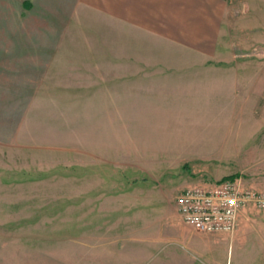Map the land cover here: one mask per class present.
Listing matches in <instances>:
<instances>
[{
  "label": "rangeland",
  "instance_id": "rangeland-1",
  "mask_svg": "<svg viewBox=\"0 0 264 264\" xmlns=\"http://www.w3.org/2000/svg\"><path fill=\"white\" fill-rule=\"evenodd\" d=\"M29 5L3 0L5 27L27 23ZM226 13L210 48L83 23L79 47L50 48L55 88L37 95L9 88L18 62L5 56L0 264H155L158 253L123 236L156 230L140 212L154 217L184 187L229 175L264 193V0H227ZM262 226L264 208L244 207L221 264H264V251L251 256Z\"/></svg>",
  "mask_w": 264,
  "mask_h": 264
},
{
  "label": "crops",
  "instance_id": "crops-1",
  "mask_svg": "<svg viewBox=\"0 0 264 264\" xmlns=\"http://www.w3.org/2000/svg\"><path fill=\"white\" fill-rule=\"evenodd\" d=\"M53 1L45 0L42 4L39 0H28L33 5L25 6L20 12L29 14L27 23L15 22L5 27L3 0H0V81L2 85L5 56L17 57L18 66L13 70L15 75L10 76L13 85L9 88L19 94L37 95L48 92V87L55 88L51 84L55 78L52 67L47 65L53 61L50 48L79 47V29L83 23H106L109 28L123 24L128 29L150 31L163 40L184 46L210 48L227 16V0H55L56 6L52 8L49 4ZM19 30H26L27 37L4 33ZM69 30L76 32L74 37L68 38L71 36L68 33L59 38L53 36V32ZM63 53L58 56L56 52L59 63L68 61ZM175 197L174 203L167 197V204L169 209L176 210L177 218L169 214V209L160 210L154 217L140 212L138 215L143 220L155 221L156 230L123 236L142 239L144 247L149 249L141 252L158 253L155 264H221L216 251L234 233L209 234L192 229L181 219ZM263 251L264 242L252 250V259L258 262Z\"/></svg>",
  "mask_w": 264,
  "mask_h": 264
},
{
  "label": "built area",
  "instance_id": "built-area-1",
  "mask_svg": "<svg viewBox=\"0 0 264 264\" xmlns=\"http://www.w3.org/2000/svg\"><path fill=\"white\" fill-rule=\"evenodd\" d=\"M254 204L264 208V193L243 187L241 176H225L210 185L184 188L175 197L181 219L199 232L233 233L238 215Z\"/></svg>",
  "mask_w": 264,
  "mask_h": 264
},
{
  "label": "trees",
  "instance_id": "trees-1",
  "mask_svg": "<svg viewBox=\"0 0 264 264\" xmlns=\"http://www.w3.org/2000/svg\"><path fill=\"white\" fill-rule=\"evenodd\" d=\"M229 176H235V175H229Z\"/></svg>",
  "mask_w": 264,
  "mask_h": 264
}]
</instances>
